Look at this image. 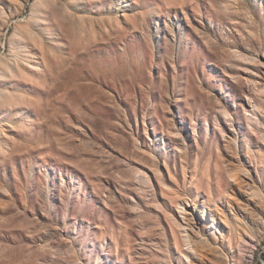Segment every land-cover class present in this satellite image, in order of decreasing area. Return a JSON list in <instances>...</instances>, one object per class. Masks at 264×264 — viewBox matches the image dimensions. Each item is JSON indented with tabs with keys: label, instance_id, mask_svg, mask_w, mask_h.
<instances>
[{
	"label": "rangeland",
	"instance_id": "374dc122",
	"mask_svg": "<svg viewBox=\"0 0 264 264\" xmlns=\"http://www.w3.org/2000/svg\"><path fill=\"white\" fill-rule=\"evenodd\" d=\"M0 264H264V0H0Z\"/></svg>",
	"mask_w": 264,
	"mask_h": 264
},
{
	"label": "bare ground",
	"instance_id": "6f19581e",
	"mask_svg": "<svg viewBox=\"0 0 264 264\" xmlns=\"http://www.w3.org/2000/svg\"><path fill=\"white\" fill-rule=\"evenodd\" d=\"M145 178V176H143ZM146 182L147 183H150L149 179L148 178H145ZM253 184V183H252ZM253 187V185H251ZM254 191L258 192V190H256L255 187L252 188ZM188 245V244H187ZM190 247V246H189Z\"/></svg>",
	"mask_w": 264,
	"mask_h": 264
},
{
	"label": "built area",
	"instance_id": "2783aa9c",
	"mask_svg": "<svg viewBox=\"0 0 264 264\" xmlns=\"http://www.w3.org/2000/svg\"><path fill=\"white\" fill-rule=\"evenodd\" d=\"M260 262H262V260L260 259Z\"/></svg>",
	"mask_w": 264,
	"mask_h": 264
}]
</instances>
